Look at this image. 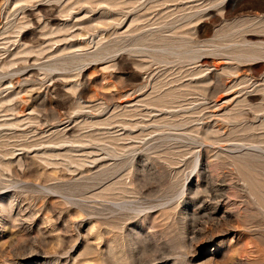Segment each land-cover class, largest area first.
<instances>
[{
    "label": "rangeland",
    "instance_id": "1",
    "mask_svg": "<svg viewBox=\"0 0 264 264\" xmlns=\"http://www.w3.org/2000/svg\"><path fill=\"white\" fill-rule=\"evenodd\" d=\"M0 264H264V0H0Z\"/></svg>",
    "mask_w": 264,
    "mask_h": 264
},
{
    "label": "bare ground",
    "instance_id": "2",
    "mask_svg": "<svg viewBox=\"0 0 264 264\" xmlns=\"http://www.w3.org/2000/svg\"><path fill=\"white\" fill-rule=\"evenodd\" d=\"M212 65L215 67L216 65H215V62H212ZM210 67V66H209ZM216 69V68H215ZM218 74V73H217ZM215 75H216V72H215ZM248 77V76H247ZM226 108V107H225ZM174 121V120H173ZM196 161V165H203V162H202V160H195ZM225 161V160H224ZM257 161V160H256ZM209 162V161H208ZM212 162V161H211ZM227 162V161H226ZM228 163V162H227ZM226 164V163H225ZM230 164V163H229ZM216 165V164H215ZM222 165V164H221ZM228 166V165H227ZM206 167V166H205ZM209 167V166H208ZM207 167V168H208ZM194 168H196V167H194ZM212 169V168H211ZM197 170V169H196ZM205 170V169H204ZM209 172V171H208ZM211 172V171H210ZM200 173V172H199ZM206 173V172H205ZM196 174H198V173H196ZM243 174V173H242ZM245 175V174H244ZM243 175V176H244ZM209 176V175H208ZM212 176V175H211ZM219 176V175H218ZM188 178H189V176H188ZM197 178V177H196ZM211 178V177H210ZM225 178V177H224ZM223 178V179H224ZM250 178H252V177H250ZM203 180V179H202ZM214 180V179H213ZM226 180V179H225ZM244 180H246V179H244ZM250 180V179H249ZM261 180V179H260ZM211 181V180H210ZM185 182V181H184ZM216 182V181H215ZM219 182V181H218ZM226 182V181H225ZM261 182V181H260ZM208 183V182H207ZM210 183V182H209ZM222 183V182H221ZM254 183V182H253ZM200 185V184H199ZM261 185V184H260ZM189 186H191V183L189 184ZM234 186V185H233ZM205 187V186H204ZM241 187V186H240ZM256 187V186H255ZM197 188V187H196ZM203 187H201V189H202ZM232 186H229V185H224V184H217V182L216 183H210V185H209V187H205L204 188V191H203V193L206 195V197H207V202H201V206H200V208L198 209V211H197V215L199 216V215H202V216H196L195 218H194V225H195V228H193V231L198 227V228H200L201 226L200 225H202V222H201V218L202 217H205V218H207V219H211L212 217H216V218H218L219 217V219H221V220H224V219H226V218H229L230 216H231V214H232V211H234V209H233V205H236V203L234 202H232V200L234 201V199H231V197H232V195L234 194H231L230 192H231V190H232ZM259 188V187H258ZM199 189V188H198ZM254 189V188H253ZM262 190V189H261ZM195 191V190H194ZM235 191V190H234ZM190 192V191H189ZM197 192V191H196ZM263 192V191H262ZM194 193V192H193ZM198 193V192H197ZM201 193V192H200ZM199 193V194H200ZM237 193V192H236ZM182 195H183V191H182ZM185 195V194H184ZM183 195V196H184ZM261 197V196H260ZM181 198H182V196H181ZM200 198V197H199ZM235 198V197H234ZM194 199H195V197H194ZM197 199H198V197H197ZM183 201V200H182ZM219 201H223L224 202V205H226L227 206V209H222V210H219V209H217V207H215V208H211L210 207V205H211V203H218ZM258 202V201H257ZM223 204V203H222ZM186 205H188V204H186ZM195 206V205H194ZM198 207V206H197ZM219 207V206H218ZM196 208V207H195ZM172 210V209H171ZM193 210V209H192ZM196 211V210H195ZM234 213V212H233ZM193 214V213H192ZM204 215V216H203ZM188 216V215H187ZM192 217V216H191ZM215 218V219H216ZM213 219V218H212ZM214 219V220H215ZM220 220V221H221ZM191 221V220H190ZM204 221V220H203ZM212 221V220H211ZM210 222V221H209ZM208 222V223H209ZM216 222V221H215ZM210 224V223H209ZM205 225V224H204ZM213 225V224H212ZM191 229H192V226H191ZM192 231V232H193ZM200 231V230H199ZM205 231V230H204ZM203 231V232H204ZM189 234H190V232H189ZM187 236V235H186ZM193 236V235H192ZM195 237V236H194ZM193 237V238H194ZM191 240V239H190Z\"/></svg>",
    "mask_w": 264,
    "mask_h": 264
}]
</instances>
